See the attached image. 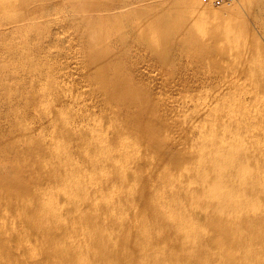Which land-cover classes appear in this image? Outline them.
Segmentation results:
<instances>
[{"label": "rangeland", "instance_id": "rangeland-1", "mask_svg": "<svg viewBox=\"0 0 264 264\" xmlns=\"http://www.w3.org/2000/svg\"><path fill=\"white\" fill-rule=\"evenodd\" d=\"M15 1L16 14L36 11L13 23L0 7V255L17 253L26 264L58 256L57 243L53 250L41 239L36 251L18 227L21 201H36L40 190L79 218L81 205L110 204L90 213L124 226L153 224L158 212L159 224L172 223L160 233L170 243L157 239L160 252L171 251L164 264L181 251L185 264H264V0H195L220 10L224 35L205 49L186 31L172 32L161 55L131 28V14L180 0H104L96 12L84 0ZM201 79L205 89L196 87ZM165 127L173 139L149 141L146 155L140 138ZM54 174L63 193L51 196Z\"/></svg>", "mask_w": 264, "mask_h": 264}, {"label": "bare ground", "instance_id": "bare-ground-1", "mask_svg": "<svg viewBox=\"0 0 264 264\" xmlns=\"http://www.w3.org/2000/svg\"><path fill=\"white\" fill-rule=\"evenodd\" d=\"M102 1H104V0H84V2H87L89 4V6L91 7L90 8L91 11H89V12H92V11L96 12L97 7L100 5V2H102ZM21 3L23 4V7H25L28 4V2L26 0H21ZM243 3H244V1H243ZM0 7H2L4 9L5 13L8 14V18H10V20L13 23H17V22L32 18L34 12L36 11V8L30 7L26 12L22 11L20 14H18V13L16 14L14 12V9L16 7V1L15 0H0ZM131 15L134 18V19L132 18V20L130 21L131 28L136 31V33L138 34V37L140 38L141 41L147 42L148 44H150L152 46V49H154V52L157 55H161L162 53H164L168 50L167 43L170 41V39L172 37V32H178L180 30L186 31L188 33V35H192L193 37L198 38L202 44L207 45V46H205V49H209L208 44L210 42L209 41L210 38L222 37V35H224L223 34V28L224 27L223 26L227 23V20H225L224 17H222L220 15V10L211 9L209 7L204 8V7L200 6V3L196 2L195 0H180L177 2L170 3L166 7L165 6L164 7L151 6L149 8L141 7V8L133 10ZM116 19L118 20V18H116ZM18 24H21V23H18ZM18 30H19V28H18ZM21 30H23V29H21ZM0 31H1V29H0ZM250 31H249V33H250ZM240 35H241L240 38H236V40H237L236 43L240 42L241 38L245 39L243 37H246L247 34L245 32V34H244L245 36L243 34H240ZM260 46H261V44H260ZM222 55H224V54H222ZM96 65H98V64H96ZM205 66L208 69H210L213 67V64L211 65V63H208ZM254 67H255V65H254ZM255 69L253 68V70H255ZM225 71H226V69H225ZM258 76H259V74H258ZM255 79H256V77H254V80ZM205 82H206L205 80L203 81L201 79V85H198L196 87L205 89V87L203 88V86L205 85ZM236 83L237 82L235 81V84ZM251 83H252V81H251ZM263 84H264V82H263ZM238 85H239V83H238ZM231 86H232V84H231ZM234 86H236V85H234ZM234 88H236V87H234ZM127 89L129 90V88H127ZM228 89H229L228 94L232 95L233 94V86L231 88L229 87ZM240 89H241V87H240ZM254 89H256V88L254 87ZM235 92H237L236 89H235ZM234 94H236V93H234ZM238 94H239V92H238ZM251 94H253V92H251ZM254 94L257 95V91ZM262 96H264V95H262ZM132 97H133V95H132ZM239 97H240V95H239ZM135 98H137V97H135ZM255 98H256L255 100L258 101L259 98L258 97H255ZM196 99H199V98H196ZM257 101H255V102H257ZM206 115H208L207 112H206ZM165 129H166V127H165ZM162 139H167V140L173 139L172 136L170 135V133L168 132V129H166L163 132L162 136H160L159 132L155 131L154 129L147 131V133H145L140 138V140H146L147 141L146 150L144 149L146 155H150V153L148 152V150L151 149V148L148 149L150 146L149 141H151V142H152V140L161 141ZM162 147L163 146L161 145L160 148L162 149ZM164 155H165V153H164ZM168 155H169V152H168ZM47 161H48V159H47ZM132 173L133 172H127L126 174L123 173V176H124V178L126 177L125 179H127L128 181L131 182V180L134 178ZM53 179H54V184L53 185L51 184L52 186L49 189V191L51 192V196H54V193H55V195L57 193H63V190L58 189L59 187H56V183H55L56 180L61 179V178H59V176L54 174ZM130 182H127V183H130ZM34 193H35L36 201L34 200L31 202L30 200L28 201L27 199H24L23 201H21L23 204V208H24L23 209L21 206L23 211L20 208L19 210H21V212L19 211L16 214H17V217L19 216V217L23 218L24 223L22 222L21 224H18V227H20L21 229L23 227L26 228V229H23L21 231L22 236L24 237V239L26 238L28 241H30L34 250H36L35 247H36L37 242H39L41 239H43L49 246H52V249L54 247L53 245H55L57 243V245H55L56 246L55 250L56 251L58 250V252H59L58 256L57 257H55V256L49 257V255H48V257H47L45 255L46 254V252H45L44 255L46 256V258H45L44 264H147V261H148L147 250L149 249L148 240L150 238L155 240L153 243V246L150 249V253L154 257L153 264H164L167 256H169V253H171L170 250H165L164 252H160V242L157 239H159L161 236V241L164 242V244H167V243H170V241L173 237L171 235L160 234V233L164 232V228H172V223L166 222V223L159 224L158 219H157L158 218V212H156V217H155V221L153 224H149L148 222H141L138 225H133V224L129 223V224H126L124 226V223L121 221H116L117 223L107 222L103 218H101V215H98L96 213H92V214L90 213L91 211L98 213V211H100L101 208L111 207L110 204H99L98 206H96V205H86V206L81 205V206H79V208L82 211H84L85 213L83 214V216L81 218H79L77 216H72V213L69 210L63 211V209H57L58 207H66V205H67V207L70 208V207H72V205L61 204V200H59V199L48 198L47 200H45L41 196L42 191H40V190H35ZM132 197L133 196H129V199H132ZM30 198H32V197L30 196ZM228 199H229L228 195L224 194V201H226ZM9 201H8V203H9ZM0 202L2 203V201H0ZM16 202H18V201H16ZM260 205H263V204H260ZM47 207L50 208V211H47ZM92 207H97V208H92ZM10 208H12V207H10ZM16 210H17V208H16ZM216 211L219 213V211L217 209H216ZM2 212L0 213L1 215H2ZM11 212H12V210H11ZM9 214H11V213H9ZM3 215H5V214L3 213ZM89 216H90V218H89ZM2 218H4V216H2ZM33 220L35 221V225H34V227H32L33 228L32 231L29 232L27 227H29V228L31 227L29 225ZM10 221H11V219H10ZM81 221H85V222H82L83 226H85V228L78 229L79 228L78 227L77 228L79 230L78 233L75 235L73 233V236H72L71 230L73 229V224L75 226L76 225L78 226ZM32 224H33V222H32ZM5 225H8V224H5ZM113 226H116V229L110 234L106 233L107 228H112ZM7 227L9 228V226H7ZM133 227L136 228L135 229L136 235L131 237V239L129 241H125L123 238H121V236H120L121 231L128 232ZM11 228H12V226H11ZM3 229H4V227H3ZM5 229H6V227H5ZM30 230H31V228H30ZM6 231H7V229H6ZM28 232L30 233V236H29ZM6 234H7V232H6ZM183 236L186 237V234H183ZM229 240L232 241V235L231 234H230ZM220 241L222 243H224L221 239H220ZM16 243H17V241H16ZM16 243H14L13 248H15ZM0 244H1V242H0ZM11 244H13V243H11ZM39 244H40V242H39ZM236 244H237V242H235V244L233 242H231L229 244V246L232 247L233 250H236ZM217 245H218V243L215 242L214 246H217ZM21 246H23V245H21ZM27 247H29V246H27ZM96 248L98 249L96 252H99L98 256H96V253H94V250ZM0 249H1V247H0ZM25 250L26 249H24V253H25ZM88 250H90V251H88ZM140 250L141 251L143 250L142 253ZM22 251H20V252L22 253ZM36 251H35V253H36ZM35 253L33 252V255ZM52 253H54V252H52ZM16 254L17 253H15V255L12 256V255L8 254L7 252H3L0 255V264H26L27 262H30V260H31V259L29 261L27 260L26 263L22 262L21 260H19V258H16ZM30 254H32V253H30ZM25 255L26 254H24V256ZM33 255H31V256H33ZM26 258H28V257H26ZM41 260H43V259H41ZM40 261L35 259L32 262H34V264H40L41 263ZM170 262H171V264H185L183 252L182 251L180 252L179 258H174V260H171Z\"/></svg>", "mask_w": 264, "mask_h": 264}, {"label": "built area", "instance_id": "built-area-1", "mask_svg": "<svg viewBox=\"0 0 264 264\" xmlns=\"http://www.w3.org/2000/svg\"><path fill=\"white\" fill-rule=\"evenodd\" d=\"M204 1H208L214 5H228V4H231V2L233 0H204Z\"/></svg>", "mask_w": 264, "mask_h": 264}]
</instances>
